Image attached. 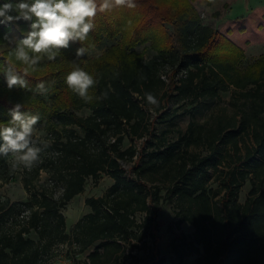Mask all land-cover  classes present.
<instances>
[{
  "label": "trees",
  "instance_id": "obj_1",
  "mask_svg": "<svg viewBox=\"0 0 264 264\" xmlns=\"http://www.w3.org/2000/svg\"><path fill=\"white\" fill-rule=\"evenodd\" d=\"M191 1L210 9L222 2L136 0L134 9L98 13L96 27L82 45L72 43L55 61L29 70L31 88L45 82L49 101L31 91H9L0 79V124L8 122L9 109L19 102L22 111L40 115L37 127L49 126L55 137L45 149L49 154L41 153L42 163L25 172L29 199H0V264H48L61 245H71L79 254L90 250L87 264H166L157 230L163 202L174 206L180 223L194 228L182 245L172 244L171 252L180 261L196 253L194 264H264V57L242 74L241 49L219 44L218 30L204 23ZM5 2L18 3L0 0V5ZM253 12L247 17H262L258 28L264 35V9ZM11 31L9 25L0 29V42ZM105 36L118 42L102 56L75 57L78 47L91 51ZM141 45H149L156 55L146 58L145 51L136 50ZM14 46L0 55V68L11 65L22 74L25 66L16 60ZM74 60L99 81L89 90L90 103L64 83ZM168 71L169 84L164 78ZM231 88L244 99L238 113L223 109L211 122L191 121L176 139H170V130L156 134L150 106L141 99L144 92L154 93L160 101L156 119L168 122L172 118L162 112L163 102L174 92L196 104L215 101ZM105 91L107 99H96ZM84 109L88 116L78 114ZM58 128L65 132L64 140ZM143 137L154 150L122 148L125 140ZM10 158L0 156V181L10 174ZM134 160L129 174L121 162ZM42 171L61 184L58 198L49 182L38 186ZM156 174L168 182L164 196L159 187L149 185ZM103 175L114 184L105 197L86 200L91 213L68 233L62 210L85 192L88 179L98 182ZM247 182L251 189L241 203ZM213 183H218L215 188ZM138 215H145L143 222ZM147 237L152 248L147 256H138L134 251Z\"/></svg>",
  "mask_w": 264,
  "mask_h": 264
},
{
  "label": "rangeland",
  "instance_id": "obj_2",
  "mask_svg": "<svg viewBox=\"0 0 264 264\" xmlns=\"http://www.w3.org/2000/svg\"><path fill=\"white\" fill-rule=\"evenodd\" d=\"M15 1L20 2V0ZM191 3L197 11L200 12L204 23L211 25L218 30L220 36L218 41L220 42L219 44L224 45L228 42V45L233 46L232 49H241L243 57L238 66L239 71L242 72V74L246 73L250 67L255 66L260 58L264 57V35L260 33V29L258 28L262 17L260 15H256L253 18L247 17V15L251 14L255 9H264V0H222L217 9L207 8L201 1H191ZM216 12L219 14L217 18L214 15ZM252 14H254V12ZM29 24L30 22L23 20L7 24L11 26L12 29L8 35L13 37L15 40L22 38L29 30ZM7 25L0 24V29ZM167 28L169 33H172V28L170 26ZM117 42L118 40H110L105 36L99 45L95 46L93 50L89 51L88 54L80 58L91 59L96 56H102ZM14 44L15 42L9 43L7 40H5V42H0V55L4 51L13 47ZM136 50L138 52L145 51L146 58H152L156 55V53L150 49L149 45L138 46ZM225 55H228V53H225ZM166 74L167 75L164 78L169 84L171 72L168 71ZM179 78L180 77H178L177 80ZM0 79L2 80V84L6 86L3 83L2 77H0ZM220 96L221 97L215 101L207 99L206 101H199V103L192 104L191 99L181 100L177 98L174 92L171 99H166L163 102L164 109L162 112H167V115H170L172 118L170 121L160 122L156 119V112L148 111L151 116V121L155 124L154 131L156 134L160 135L162 132L170 130L171 133L168 136L170 139H176L178 130L186 131L191 121H195L200 124L211 122L215 116L222 112L223 109H227V112L233 115L238 113L242 108L244 99L234 88H231L228 92L221 93ZM43 97L48 100L49 94L46 93ZM194 106H196V109H193ZM78 114L88 116L90 111L84 109L78 112ZM58 131L61 132V137L64 140L65 132L62 128H58ZM36 135L39 136L41 140L50 141V146L47 148H51L55 137H53L49 126H38ZM146 142V137L136 139L134 141L127 139L125 140L122 148L127 149L131 145H134L139 151L144 149L151 152V150H154V147L150 146ZM43 152L44 155L47 156L50 151L44 150ZM13 159L14 157L11 156L10 162ZM135 162V160L132 162H121V165L128 171L129 174H133L132 171ZM27 171L29 170H17L14 174H8L5 180L0 181V199H9L11 202H24L29 199L30 193L25 189L23 182V177ZM153 179L154 181L150 182L149 185L159 187L161 196H164L167 192L168 182L161 174L154 175ZM46 182L50 183L51 188L54 189L56 197L58 198L60 192L62 191L61 184L59 182L58 184L55 181L54 175L50 172L42 171L38 186H41ZM113 184L114 180L108 175H103L98 182H95L91 178L88 179L85 192L73 199L72 202H70L68 206L62 210L64 216L66 217L68 233L71 234L73 232L76 223L81 218L91 213V208L86 205V200L88 198L105 197ZM217 184L218 183H213L212 186L215 188ZM33 189L34 188L32 187V190ZM250 189L251 185L247 182L242 188L240 194L239 200L241 203L246 201ZM144 218L145 215L137 216L139 223L143 222ZM157 230L160 240L159 244L161 253L163 256L167 257L166 264H194L196 262L198 258L196 253L189 255L184 261H180L176 258V255L171 252L172 244L175 243L182 245L185 237L191 238L194 228L188 223H180L176 209L167 202H163L160 206L157 216ZM32 237L37 239L35 234H33ZM151 248L152 240L150 237H147L142 243H140V248L138 250L135 249L134 253H137L138 256L144 257L147 256ZM90 253L91 252L89 250L86 253L79 254L76 253L75 247H71V245H61L56 248L55 255L49 260L48 264H87V256Z\"/></svg>",
  "mask_w": 264,
  "mask_h": 264
},
{
  "label": "clouds",
  "instance_id": "obj_3",
  "mask_svg": "<svg viewBox=\"0 0 264 264\" xmlns=\"http://www.w3.org/2000/svg\"><path fill=\"white\" fill-rule=\"evenodd\" d=\"M121 7L134 9L137 7L136 0H20L15 4L5 2L0 5V24L7 25L21 20L30 22L26 35L19 40L7 33L4 35L9 43L15 42L12 52L16 60L25 66L22 74L11 65L0 68V77L7 89L46 94L48 88L43 81L31 88L26 79L29 70L35 71L45 60L55 61L61 50L68 49L72 43L82 45L95 29L98 13L111 12ZM88 53L89 49L80 46L75 51V57H84ZM64 83L85 103H90L93 97L89 90L96 87L99 81L74 60L72 70L64 77ZM107 97L108 92L105 91L96 99ZM141 99L150 106L149 111H154L160 105L159 99L152 92H144ZM23 107L22 103L14 104L8 111V122L0 124V156L14 157L10 162V174L37 167L42 163L41 153L50 146V141L41 140L36 135L40 115L24 112Z\"/></svg>",
  "mask_w": 264,
  "mask_h": 264
},
{
  "label": "built area",
  "instance_id": "obj_4",
  "mask_svg": "<svg viewBox=\"0 0 264 264\" xmlns=\"http://www.w3.org/2000/svg\"><path fill=\"white\" fill-rule=\"evenodd\" d=\"M54 155H57V153H54Z\"/></svg>",
  "mask_w": 264,
  "mask_h": 264
},
{
  "label": "crops",
  "instance_id": "obj_5",
  "mask_svg": "<svg viewBox=\"0 0 264 264\" xmlns=\"http://www.w3.org/2000/svg\"><path fill=\"white\" fill-rule=\"evenodd\" d=\"M80 196V195H79Z\"/></svg>",
  "mask_w": 264,
  "mask_h": 264
}]
</instances>
